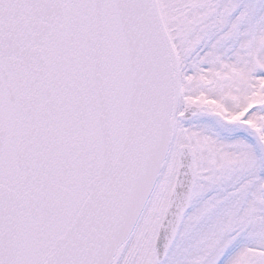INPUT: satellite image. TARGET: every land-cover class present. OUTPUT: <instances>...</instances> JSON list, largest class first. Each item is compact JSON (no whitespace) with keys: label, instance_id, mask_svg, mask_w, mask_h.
I'll return each instance as SVG.
<instances>
[{"label":"snow or ice","instance_id":"6c2138e0","mask_svg":"<svg viewBox=\"0 0 264 264\" xmlns=\"http://www.w3.org/2000/svg\"><path fill=\"white\" fill-rule=\"evenodd\" d=\"M0 264H264V0H0Z\"/></svg>","mask_w":264,"mask_h":264}]
</instances>
